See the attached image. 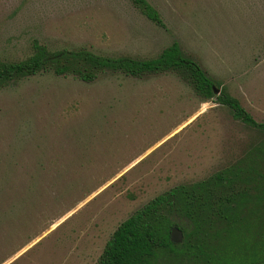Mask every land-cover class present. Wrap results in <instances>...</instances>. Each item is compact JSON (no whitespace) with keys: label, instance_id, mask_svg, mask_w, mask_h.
<instances>
[{"label":"rangeland","instance_id":"374dc122","mask_svg":"<svg viewBox=\"0 0 264 264\" xmlns=\"http://www.w3.org/2000/svg\"><path fill=\"white\" fill-rule=\"evenodd\" d=\"M147 1L161 26L129 0H0V60L26 57L33 41L136 58L175 41L263 122L264 0ZM263 137L172 72L92 82L39 72L0 87V264H96L132 212L246 156L254 162ZM248 173L253 193L260 177ZM157 253L152 264H168Z\"/></svg>","mask_w":264,"mask_h":264},{"label":"trees","instance_id":"16d2710c","mask_svg":"<svg viewBox=\"0 0 264 264\" xmlns=\"http://www.w3.org/2000/svg\"><path fill=\"white\" fill-rule=\"evenodd\" d=\"M129 1L147 20L162 25L158 12L147 0ZM39 72L71 76L82 82H92L107 73L141 78L172 72L201 99L215 97L233 119L264 133V121L256 122L224 88L214 93L212 87L218 84L175 41L150 58L106 56L83 48L48 50L33 41L26 57L0 60V87ZM250 150L254 162L248 163L246 156L233 167L195 183L174 186L136 209L112 231L96 264H152L157 251L167 255L168 264L184 260L235 264L240 258H247L244 264L263 262L264 137ZM258 167H262L261 175ZM248 171L260 177L252 187L253 193L247 187L253 182L247 177ZM172 227L181 232L178 243L169 238Z\"/></svg>","mask_w":264,"mask_h":264},{"label":"water","instance_id":"95a60500","mask_svg":"<svg viewBox=\"0 0 264 264\" xmlns=\"http://www.w3.org/2000/svg\"><path fill=\"white\" fill-rule=\"evenodd\" d=\"M212 89H213V92L214 93H216V91L218 90L215 87H212ZM180 237H181V232L177 228L172 227L170 229V232H169V238H170V240L172 242H175L176 243V242H178L180 240ZM258 264H264V261L261 262V263H258Z\"/></svg>","mask_w":264,"mask_h":264}]
</instances>
